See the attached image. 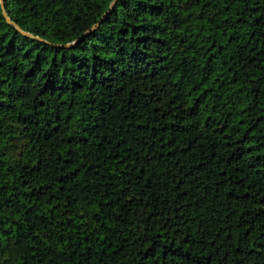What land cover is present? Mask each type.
<instances>
[{"label":"trees","instance_id":"1","mask_svg":"<svg viewBox=\"0 0 264 264\" xmlns=\"http://www.w3.org/2000/svg\"><path fill=\"white\" fill-rule=\"evenodd\" d=\"M112 2L0 0V264H264V0Z\"/></svg>","mask_w":264,"mask_h":264},{"label":"water","instance_id":"2","mask_svg":"<svg viewBox=\"0 0 264 264\" xmlns=\"http://www.w3.org/2000/svg\"><path fill=\"white\" fill-rule=\"evenodd\" d=\"M117 0H113V2L111 3V7L115 4V2H116ZM3 7V6H2ZM109 14V12H107L104 16H103V18L91 29V31H93V30H95L97 27H98V25H99V23L107 16ZM3 15H4V17L6 18V20H7V22L9 23V24H12V22L10 21V19L7 17V15H6V13L3 11ZM16 27V26H15ZM17 28V27H16ZM18 29V28H17ZM72 45H66L65 47L66 48H69V47H71Z\"/></svg>","mask_w":264,"mask_h":264}]
</instances>
